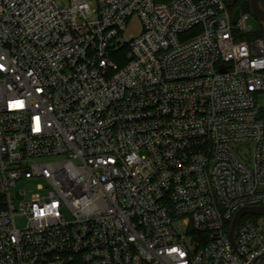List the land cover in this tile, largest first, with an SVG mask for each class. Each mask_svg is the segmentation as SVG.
<instances>
[{
    "label": "built area",
    "instance_id": "obj_1",
    "mask_svg": "<svg viewBox=\"0 0 264 264\" xmlns=\"http://www.w3.org/2000/svg\"><path fill=\"white\" fill-rule=\"evenodd\" d=\"M235 9L0 0V264L264 262V214L230 238L264 205V37Z\"/></svg>",
    "mask_w": 264,
    "mask_h": 264
},
{
    "label": "water",
    "instance_id": "obj_2",
    "mask_svg": "<svg viewBox=\"0 0 264 264\" xmlns=\"http://www.w3.org/2000/svg\"><path fill=\"white\" fill-rule=\"evenodd\" d=\"M250 11L251 13L258 18L261 22H264V8L260 4V0H250ZM241 9L236 8L234 11L233 20L236 22L240 16ZM246 214H257V215H263L264 214V205L263 206H250V207H242L239 209L233 219L231 230H230V238L232 242L234 243V232L235 229L240 222L241 218ZM236 246V245H235ZM254 264H264V262L261 263H254Z\"/></svg>",
    "mask_w": 264,
    "mask_h": 264
},
{
    "label": "rangeland",
    "instance_id": "obj_3",
    "mask_svg": "<svg viewBox=\"0 0 264 264\" xmlns=\"http://www.w3.org/2000/svg\"><path fill=\"white\" fill-rule=\"evenodd\" d=\"M251 13V12H250ZM250 22L254 25L256 29L260 27V20L256 18L252 13H251V19ZM262 29L264 30V24H262ZM136 31H138L137 28L131 29L130 33L133 34ZM259 104L260 106L264 109V94L259 96ZM22 188L25 189L26 194L29 196L31 193L38 192V189L36 187V184L33 185H27V184H19L18 189ZM23 196L21 197L19 192H18V199H22ZM18 225L22 226L24 224V218L23 217H18Z\"/></svg>",
    "mask_w": 264,
    "mask_h": 264
},
{
    "label": "trees",
    "instance_id": "obj_4",
    "mask_svg": "<svg viewBox=\"0 0 264 264\" xmlns=\"http://www.w3.org/2000/svg\"><path fill=\"white\" fill-rule=\"evenodd\" d=\"M230 9L240 8L242 11H250V0H225ZM261 6L264 8V0H260ZM262 24L264 22L260 21V27L256 29L253 33L247 35L246 37H264V30L262 29Z\"/></svg>",
    "mask_w": 264,
    "mask_h": 264
}]
</instances>
